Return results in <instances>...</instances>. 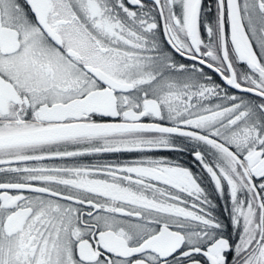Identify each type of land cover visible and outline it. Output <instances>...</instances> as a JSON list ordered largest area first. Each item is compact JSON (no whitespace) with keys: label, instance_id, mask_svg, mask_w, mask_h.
<instances>
[{"label":"snow or ice","instance_id":"6c2138e0","mask_svg":"<svg viewBox=\"0 0 264 264\" xmlns=\"http://www.w3.org/2000/svg\"><path fill=\"white\" fill-rule=\"evenodd\" d=\"M0 264H264V0H0Z\"/></svg>","mask_w":264,"mask_h":264}]
</instances>
